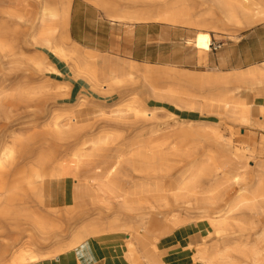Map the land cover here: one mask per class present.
<instances>
[{"label":"bare ground","instance_id":"bare-ground-1","mask_svg":"<svg viewBox=\"0 0 264 264\" xmlns=\"http://www.w3.org/2000/svg\"><path fill=\"white\" fill-rule=\"evenodd\" d=\"M120 1L124 4L107 13L122 22L154 20L194 28L217 24L196 15L192 0ZM199 1L207 6L204 14L216 15L225 26L234 29L264 21V0ZM67 2L41 0L31 27L30 43L46 49L48 55L59 57L74 77L84 78L92 89L104 96L127 89L118 99L102 104L103 123L85 122L76 114L75 108L86 100L80 95L75 104L55 109L52 121L44 125L40 135L14 138L10 146L0 148V166L2 159L11 156L15 148L20 147L27 155L37 150L35 166L23 172L20 182L39 203L50 196L48 187L52 179L63 181L69 176L75 182L72 203L66 205L65 215L60 217L53 211L25 213L27 224L37 239L25 250L12 251L10 264L55 260L79 250L87 254L88 244L95 239H108L104 236L107 233H123L127 237L126 251L120 255L124 264H169L158 254L157 241L190 219L205 220L212 228L192 253L196 262L217 264L215 262L223 260L225 264H241L231 256L234 242L241 252L248 253L250 264H264V138L259 142L258 151L262 158L255 162V169L248 177V159L253 156V150L247 149L246 154L225 140L216 127L202 120L183 118L175 119L174 128L167 134L155 137L150 132L153 136L145 133L146 136L129 137L123 143L125 149L117 150L111 162L94 166L101 152L119 135L121 125L128 121L147 122L163 109L150 106L149 99L202 114L221 108L225 118L253 125L245 97L250 92L264 96V64L221 73L148 65L98 54L69 39ZM187 44L202 56L210 50L211 36L208 31L197 30L187 39ZM6 48L0 41V50ZM38 54L40 59L33 61L36 70L40 73L55 71L47 55L41 51ZM64 86L57 84L53 89L59 92ZM258 112L261 114L258 125L264 127V104L259 105ZM199 139L207 141L210 148L202 159L194 152ZM62 143L69 144L70 150L67 148L62 153L59 149ZM174 166L189 168L174 175ZM201 172H207L210 177L204 188L197 183ZM134 178L141 180L132 181ZM227 184L237 187L231 198L225 188ZM18 189V182L12 186L0 177V196ZM62 192L67 196V191ZM178 208L191 211L195 216L180 218L174 214ZM237 210L254 216L253 225L260 223V230L253 239L245 237L237 242L233 239L236 232L233 227H240L233 216ZM210 236L213 239L207 241ZM38 244L46 246L38 248Z\"/></svg>","mask_w":264,"mask_h":264},{"label":"rangeland","instance_id":"rangeland-1","mask_svg":"<svg viewBox=\"0 0 264 264\" xmlns=\"http://www.w3.org/2000/svg\"><path fill=\"white\" fill-rule=\"evenodd\" d=\"M46 1L52 3L56 0ZM191 3L194 5L193 12L196 15L204 16L208 21L212 20L217 23L215 27L200 26L196 27L197 29L225 30L231 34L241 30L231 27V30L228 31L227 29L230 26H225L218 16L213 15L211 17L204 14L207 11V6L203 2L192 0ZM40 5L41 0H4L3 3H0V41L7 46L6 49L0 50V148L3 145L10 146L14 138L23 139L29 135H40L44 130V125L52 121L54 110H60L68 105L75 104L80 95L85 96L86 100L83 105L75 108L76 114L80 115V118L84 119L85 122L97 123L99 121L103 123L102 120L105 116L100 111L102 104L111 103L118 99L120 94L127 89L121 88L109 96H97L92 92H79L77 89L71 91L68 84L62 80V77L52 73L51 70L43 73L38 72L33 64V61L40 59L38 51L47 55V61L51 66L48 51L30 43L31 27ZM191 69L207 70L208 68L207 66H199ZM57 84H65V86L58 92L53 89ZM245 99L251 111L253 125L239 124L225 118L221 108L212 113L202 114L197 110H180L166 101L149 99L148 104L150 106H162L163 109L157 111L156 116L147 122L128 121L127 124L121 125L117 131L119 135L114 137L113 141L101 152V156L95 160L94 166H103L105 161L111 162L117 150L125 149L123 143L129 137L135 134L146 136L145 133L148 135L153 134L155 137L167 134L174 128L175 119L183 118L202 120L210 126L216 127L225 140H229L234 147L240 148V151L246 154L249 153L247 149L253 150V156L248 159L249 165H247L248 170L246 172L248 177L255 169V162L262 158L258 151L259 142L264 138V127L258 125L261 123L259 117L261 114L258 112V107L264 104V96H255L254 93L250 92ZM106 112L109 114L108 108ZM67 148L70 150L69 144L66 143H62V146L59 147L62 153ZM208 150H210L208 142L199 139L198 147L194 150L195 155L202 159ZM35 151L27 155L23 149L18 147L14 149L11 156L2 159L3 164L0 166L1 179L12 186H15V183L18 182L19 189L0 196V264H10L12 251L25 250L37 239L27 224L25 217L27 211H34L38 214L53 211L61 217L63 213L65 215L66 205L72 203L71 193L75 186L72 177L66 176L63 181L52 179L48 187L51 194L49 197L42 198L41 203L32 192L25 189L24 183L20 182L23 172H26L29 166H35ZM122 166L126 165L122 164ZM187 168L189 166H174V175ZM127 173L131 175L129 171ZM140 180L134 178L132 181ZM197 181L199 187L204 188L209 184L210 177L207 172H201ZM225 188L230 198L236 193L237 187L234 184H227ZM64 190L67 191V196L63 194L62 191ZM5 208L7 212L3 213L2 210ZM189 213L178 208L174 214L180 218L195 216L193 213ZM233 216L237 220L236 224L240 226L233 227L236 230L233 239L235 241L245 237L253 239L255 233L260 230V223L257 225L251 223V221H255V217L241 210L235 211ZM62 218L65 219V217ZM188 221L172 229L157 241L158 254L169 264H200L193 260L192 253L195 252L196 245L203 241V237L212 232V228L205 220L190 219ZM192 232L194 236L188 237ZM104 236L108 239L96 240L120 254L126 251L127 237L123 233H107ZM212 239L213 236H210L207 241ZM237 245L238 243L234 242L231 244L233 261L250 264L248 253L241 252ZM262 245H264V242H262ZM45 246L46 244L37 245L38 248ZM181 251L182 253H180ZM215 263L225 264L223 260ZM34 264L62 263L58 261V258L55 260L48 258L46 261ZM81 264L85 263L82 262Z\"/></svg>","mask_w":264,"mask_h":264},{"label":"crops","instance_id":"crops-1","mask_svg":"<svg viewBox=\"0 0 264 264\" xmlns=\"http://www.w3.org/2000/svg\"><path fill=\"white\" fill-rule=\"evenodd\" d=\"M123 4L120 0H68L66 33L69 39L98 54L148 65H169L195 71L198 70L191 68L207 66V70L227 73L264 64V21L234 34L203 29L209 32L211 44L210 50L199 56L187 44V39L199 29L154 20L122 22L107 13ZM212 46L218 47L213 49ZM48 57L55 69L52 73L62 77L71 91L77 89L104 96L92 89L84 78L74 77L59 57ZM191 236H194L193 232L188 237ZM86 251L87 254L81 250L73 251L58 261L62 264H124L120 253L96 239L88 244Z\"/></svg>","mask_w":264,"mask_h":264},{"label":"built area","instance_id":"built-area-1","mask_svg":"<svg viewBox=\"0 0 264 264\" xmlns=\"http://www.w3.org/2000/svg\"><path fill=\"white\" fill-rule=\"evenodd\" d=\"M213 47V49H216L218 46H212Z\"/></svg>","mask_w":264,"mask_h":264}]
</instances>
